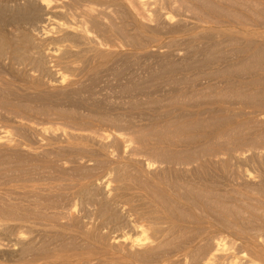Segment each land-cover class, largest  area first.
Returning <instances> with one entry per match:
<instances>
[{"label":"rangeland","instance_id":"1","mask_svg":"<svg viewBox=\"0 0 264 264\" xmlns=\"http://www.w3.org/2000/svg\"><path fill=\"white\" fill-rule=\"evenodd\" d=\"M210 262L264 264V0H0V264Z\"/></svg>","mask_w":264,"mask_h":264},{"label":"bare ground","instance_id":"2","mask_svg":"<svg viewBox=\"0 0 264 264\" xmlns=\"http://www.w3.org/2000/svg\"><path fill=\"white\" fill-rule=\"evenodd\" d=\"M136 238H137V237H136ZM137 241H140V238H139V240H137ZM216 249H217V248H216ZM216 249H215V250H216ZM215 250H214V252L218 251V250H216V251H215ZM214 252L211 253L210 255H211V256H212V254L214 255ZM212 257H213V256H212ZM212 257H211V258H212ZM209 258H210V257L208 256V259H209ZM214 258H215V257H214ZM209 260H210V259H209ZM207 262H208V260L205 259V261H204L203 263H207ZM208 263H209V262H208ZM210 264H211V262H210Z\"/></svg>","mask_w":264,"mask_h":264}]
</instances>
